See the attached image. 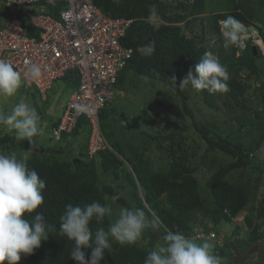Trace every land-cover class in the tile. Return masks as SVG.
I'll return each instance as SVG.
<instances>
[{"label":"trees","instance_id":"1","mask_svg":"<svg viewBox=\"0 0 264 264\" xmlns=\"http://www.w3.org/2000/svg\"><path fill=\"white\" fill-rule=\"evenodd\" d=\"M92 1L107 15L132 19L120 39L131 49V57L118 73L115 86L126 88V82L134 81L131 75L165 83L171 91L170 102L161 105L162 102L157 101V104L173 117L167 121L166 131L160 128L165 118L160 119L156 133L152 134L140 120L146 113L133 116L136 119L130 122L124 110L116 108L114 113L105 105L99 111L102 132L105 135V128H116L119 135H114L113 145L105 135L108 146L93 156L87 153L90 124L83 115L72 130L61 131L57 137L52 135L58 141L52 148L45 145L40 136L34 138L36 146L31 147L26 140L16 141L14 132L0 133V152L18 156H22L20 151L28 152V166L46 181L44 202L37 211L56 229L34 254L22 255L18 264H78L70 258L74 242L58 235L60 216L67 204L83 207L94 201L111 209L117 206L119 213L122 208L142 209L150 219L155 217L160 221V237L157 230L148 228L131 245L122 246L112 241L101 264H144L146 255L163 243L165 231L213 244L204 237H195L198 229L205 234L215 231L220 235L222 241L213 244L214 252L221 262L231 257L233 261L222 264H264V188L259 192L260 186H264V169L257 157L258 150L264 148V54L251 38L240 52L239 48L225 50L219 23L231 15L247 26L254 22L264 25V0H223L225 9L210 15L212 30L220 42L216 55L230 73V90L218 97L229 108L254 111L251 117L240 109L239 114L230 115L223 124L197 119L188 106L187 87L183 90L174 87L170 79L175 76L178 85L189 70L195 74V65L208 51L202 37L186 33L193 21L204 19L206 0H176L175 4L164 0ZM63 5L62 2L50 3L49 13L56 16ZM151 5L157 7L162 17L158 26L147 19ZM7 15L1 8L0 26ZM258 31L264 41V30L258 27ZM150 41L156 45L154 55L141 56L137 47ZM60 79L63 89L71 91L79 83L78 71L68 70ZM255 79L256 84L252 82ZM197 93L206 107L219 109L215 94L206 90ZM249 94L257 95L260 109L251 105ZM174 97L180 100V105L173 101ZM43 101L48 108L55 103L47 96ZM63 109L64 104L61 111ZM60 117L52 120L51 129L58 125ZM149 119L148 123L155 120L154 117ZM178 123L180 125H176ZM135 128L137 132H133ZM136 134L140 137L138 143ZM153 140L164 160V164L157 167L153 165L150 150ZM188 140L193 144L189 145ZM200 143L204 144L203 151H200ZM193 158L198 160L195 162ZM200 170L209 174L203 183L198 179ZM235 171L236 176H232ZM243 211L246 228L232 219ZM118 217L119 214L112 212L99 225L93 221V232L98 227L106 230ZM90 254L91 249H88L86 259Z\"/></svg>","mask_w":264,"mask_h":264},{"label":"clouds","instance_id":"2","mask_svg":"<svg viewBox=\"0 0 264 264\" xmlns=\"http://www.w3.org/2000/svg\"><path fill=\"white\" fill-rule=\"evenodd\" d=\"M147 19L153 26L162 23L155 5L150 6ZM246 27L231 15L220 21L225 50L239 48L240 52L246 46L248 38L254 39ZM136 51L143 57L151 58L156 51L155 42L139 45ZM27 76L33 81L38 80L41 68L31 64L27 69ZM170 79L173 86L181 90L189 85L197 92L206 90L209 94H223L230 90V73L227 67L210 51H206L195 65V74L189 70L178 85L175 76ZM22 82V74L14 70L11 63L0 60V101L16 96L21 86L27 89ZM0 125L13 131L16 141L26 140L31 147L36 146L34 138L45 133V122L37 109L24 98L10 112L0 110ZM28 160V155L0 152V264H18L22 255L34 254L42 242L48 240L49 234L56 231L44 214L37 211L44 202L46 181L28 166ZM111 213L109 205H102L97 201L83 207L65 205L60 216L58 235L74 242L70 252L71 259L78 264H101L105 251L111 249L112 241L122 246L131 245L142 237L145 229H160L159 219H150L142 209L122 208L119 217L109 223L106 230L98 227L93 232L92 222L99 225ZM197 231L195 237H204L216 245L222 241L215 231L207 234L200 229ZM162 239L163 243L146 255L144 264H221L220 257L214 252V245L207 240L198 241L172 231H165ZM88 249H91V254L86 259Z\"/></svg>","mask_w":264,"mask_h":264},{"label":"built area","instance_id":"3","mask_svg":"<svg viewBox=\"0 0 264 264\" xmlns=\"http://www.w3.org/2000/svg\"><path fill=\"white\" fill-rule=\"evenodd\" d=\"M54 2L64 4L56 16L49 13V4ZM0 3L8 14L0 26V60L11 63L22 74L25 88L35 87L44 100L56 79L68 70L78 71L79 83L64 103L52 135L72 130L83 115L90 124L88 155L107 147L99 111L107 105L117 75L131 57V49L120 39L132 19L107 15L92 0ZM31 64L41 68L36 81L27 76Z\"/></svg>","mask_w":264,"mask_h":264},{"label":"rangeland","instance_id":"4","mask_svg":"<svg viewBox=\"0 0 264 264\" xmlns=\"http://www.w3.org/2000/svg\"><path fill=\"white\" fill-rule=\"evenodd\" d=\"M164 1L174 4L176 3V0H164ZM1 8H4L2 4H0V9ZM222 9L223 10L225 9L223 7V0H206L205 13L202 14L204 19L202 21L199 19L193 21L189 25V29L186 30V33L188 35H196L197 38L202 37L203 44L206 46L207 50L213 52L215 55L217 54V49L220 45V42L212 30V22L210 19V15ZM190 18L191 17H189V19ZM182 26L184 28V25ZM244 26L246 27V25ZM202 27L203 30L201 29ZM258 27L264 30V25L259 24L258 22H254L253 24L247 26L246 28L250 32L249 34L254 38V41L260 45L261 52L264 54V41L262 40V37L259 35ZM131 77L134 81H132V83L126 82V88L119 89L115 85L112 87L111 97L108 100L107 107L112 108L114 113L116 112L115 111L116 108L118 109V111L124 110L126 113V118L130 122L135 121L136 117H133L135 115L136 116L142 115L143 113L148 114V115L145 114L142 118H140V120L143 122L142 126L152 134L156 133L157 122H159L160 119L165 118V122L164 124L162 123L163 125L160 128L163 131H166L167 129L166 123L173 116L171 115L170 112L164 110L163 106L158 105L157 101H161L162 102L161 105L170 102L168 98V96L171 94L169 87L165 83L152 78L142 77L141 79L140 76L136 77L133 75H131ZM252 82L256 84L257 80L256 79L252 80ZM135 83L136 86H134ZM253 86L255 85L253 84ZM71 91L63 89V82L61 79L55 80L52 84L51 89L47 91L46 96L49 98L50 102L53 101L56 103V105L55 103H54L55 106L54 105L52 106L51 104V108H48L47 104H45L44 101L39 96L35 87L24 89L21 86L16 96L11 97L5 101H0V110H3L5 112H10L11 109L14 107V105L17 102H19L21 98H24L27 102L31 103L32 106L37 109L38 113L42 118V121L45 122V133L39 138L42 142H45V145H49L51 146L49 148H52L53 146H56V144H58V141L52 136L51 122L52 120H55L58 116L62 115L63 111H61V105H63L66 102ZM186 92L189 95L188 106L194 111L195 117L199 120H213L219 124H223L225 121L228 120L230 115L239 114L240 109L243 110L246 114L250 115L251 117L254 116L253 110L251 112H248V110L242 109L241 107L236 108L234 106V108L233 107L229 108V106L224 105L220 97H218L220 95L219 93L215 94V100L219 104V109L215 111V110H211L210 108L206 107V105L203 104V102L200 99L201 98L200 95L197 93L196 90L192 89L190 85L187 86ZM250 99L252 100L251 105L257 106L256 108L260 109V105L257 104V95L254 96L251 94ZM173 101H175L177 104L180 105V100L178 98L174 97ZM247 105L250 106V103L247 102ZM150 117H154L155 120L148 123L147 120ZM187 117L188 116H186V118ZM116 124L118 125V122H116ZM176 125H180V123ZM137 131H138L137 128L133 130V132H137ZM11 132L13 131H9L5 126L0 125V133L5 134ZM104 132L109 143L113 145L114 135H119V131L116 128L113 129L105 128ZM135 139L137 143L140 141V137H138L137 134L135 136ZM188 143L189 145L193 144L191 140H188ZM199 145L201 147L200 151H203L204 144L200 143ZM150 150L152 153L151 156L153 159L154 167L161 166L162 164H164V160H162L163 155L157 149L156 141L154 140L152 141ZM20 154L24 156V155H28V152H24L23 154V152L20 151ZM257 157L258 160L261 161V165L264 169V148L258 150ZM193 160L196 162L198 158L197 159L193 158ZM236 174L237 172L235 171L232 173V176H236ZM207 175H209L207 172L200 170L198 172L199 182L203 183L205 178H207ZM263 188L264 186H260L259 192H261ZM112 212L114 213V215L119 214V209L117 208V206L112 207ZM244 213L245 212H242L238 217L234 218L233 222L238 225L240 224L243 228H246L243 222ZM219 228L220 229L222 228L221 224ZM229 232L230 231L227 230L226 234H228ZM242 259L245 260V257H242ZM226 261H228L229 263L233 262L232 257L225 258L222 260V262H226ZM254 261L255 260L253 259L252 262Z\"/></svg>","mask_w":264,"mask_h":264},{"label":"water","instance_id":"5","mask_svg":"<svg viewBox=\"0 0 264 264\" xmlns=\"http://www.w3.org/2000/svg\"><path fill=\"white\" fill-rule=\"evenodd\" d=\"M253 49H255V47L253 48ZM254 53H256V52H254ZM54 105V103L52 104V106ZM116 197V196H115ZM157 235H158V237H160L161 236V231L159 230V231H157Z\"/></svg>","mask_w":264,"mask_h":264}]
</instances>
